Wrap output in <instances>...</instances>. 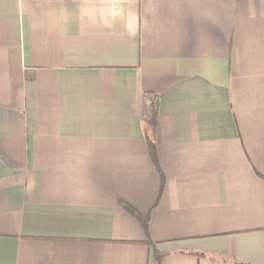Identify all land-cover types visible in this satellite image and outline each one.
<instances>
[{"label":"crops","instance_id":"obj_1","mask_svg":"<svg viewBox=\"0 0 264 264\" xmlns=\"http://www.w3.org/2000/svg\"><path fill=\"white\" fill-rule=\"evenodd\" d=\"M153 249L264 264V0H0V264Z\"/></svg>","mask_w":264,"mask_h":264},{"label":"trees","instance_id":"obj_2","mask_svg":"<svg viewBox=\"0 0 264 264\" xmlns=\"http://www.w3.org/2000/svg\"><path fill=\"white\" fill-rule=\"evenodd\" d=\"M151 111H152V119L154 118L155 114H156V108L158 106V98L155 97H151ZM151 122L148 123V127L145 128L144 131V139L147 145V149H148V154H149V158L150 161L155 169V172L158 175L159 181H160V193L163 191L164 186H165V177L160 169L158 160H157V151H156V145L154 142V138H153V134L151 132ZM119 205L122 207V209L129 214L130 216H132L134 219H136L138 221V223L140 224L144 235L146 237V241L144 242L145 244L148 245H152V242L149 240V230H148V224L147 221L144 220L142 218V216L140 215V213L129 203L125 202V201H118ZM193 256H197V253H190ZM153 255L156 261V264H161L162 259L167 256V254H162L158 251H156L155 249H153ZM202 255V254H201ZM236 264H242L240 262H237Z\"/></svg>","mask_w":264,"mask_h":264}]
</instances>
